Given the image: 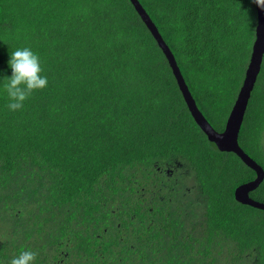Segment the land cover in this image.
<instances>
[{
  "label": "trees",
  "instance_id": "obj_1",
  "mask_svg": "<svg viewBox=\"0 0 264 264\" xmlns=\"http://www.w3.org/2000/svg\"><path fill=\"white\" fill-rule=\"evenodd\" d=\"M139 2L223 131L255 3ZM25 47L48 84L10 111L8 61ZM238 140L264 169V60ZM255 177L195 121L132 0H0V264L24 250L34 264H264V210L236 196ZM251 197L264 203V180Z\"/></svg>",
  "mask_w": 264,
  "mask_h": 264
},
{
  "label": "water",
  "instance_id": "obj_2",
  "mask_svg": "<svg viewBox=\"0 0 264 264\" xmlns=\"http://www.w3.org/2000/svg\"><path fill=\"white\" fill-rule=\"evenodd\" d=\"M136 6V9L146 22L154 34L157 42L161 45L163 51L168 57L169 63L173 69V72L178 80L180 89L183 93L184 99L188 104L191 113L201 127V129L207 134V136L214 142V144L228 151L235 152L248 166H250L256 172V177L253 180L240 184L236 189V196L244 203L253 205L264 210V203L259 202L250 196V192L256 190L264 180V169L257 161L251 157L239 144V132L244 121L246 109L251 98L252 91L254 89L257 77L260 73L263 57H264V9H261L256 4L257 11V29L256 38L254 42L253 52L251 55L250 63L245 73L239 94L233 106V109L227 120L226 127L223 131L216 130L212 124L205 117L203 112L199 109L192 92L186 83L182 70L173 54L170 46L165 41L159 28L152 20L150 14L139 2V0H132Z\"/></svg>",
  "mask_w": 264,
  "mask_h": 264
},
{
  "label": "clouds",
  "instance_id": "obj_3",
  "mask_svg": "<svg viewBox=\"0 0 264 264\" xmlns=\"http://www.w3.org/2000/svg\"><path fill=\"white\" fill-rule=\"evenodd\" d=\"M258 7L264 9V0H252ZM8 66L12 70L11 77L6 78L3 85L9 98L7 107L10 111L23 108L24 102L34 91L47 87L48 79L42 76L40 58L30 48L17 49L10 53ZM37 253L31 250L21 251L14 256L9 264H34Z\"/></svg>",
  "mask_w": 264,
  "mask_h": 264
},
{
  "label": "rangeland",
  "instance_id": "obj_4",
  "mask_svg": "<svg viewBox=\"0 0 264 264\" xmlns=\"http://www.w3.org/2000/svg\"><path fill=\"white\" fill-rule=\"evenodd\" d=\"M235 72V71H234ZM233 77V74H230L229 78ZM228 78V79H229ZM234 80V78H233ZM218 85H220V87L222 88H226L224 91H225V94L223 95V98H226V99H232L234 97V94H235V90L237 88V85H239V83H237L236 80H234V84L232 83H227L225 80L223 79H220L218 82ZM217 85V86H218ZM189 86V85H188ZM241 87V86H240ZM190 88V87H189ZM212 118L214 120H220L221 119V116L220 114H218L217 112L213 114ZM229 116L227 117V120H228Z\"/></svg>",
  "mask_w": 264,
  "mask_h": 264
},
{
  "label": "flooded vegetation",
  "instance_id": "obj_5",
  "mask_svg": "<svg viewBox=\"0 0 264 264\" xmlns=\"http://www.w3.org/2000/svg\"><path fill=\"white\" fill-rule=\"evenodd\" d=\"M263 60H264V57H263ZM263 63V62H262ZM262 67V66H261ZM261 71V70H260ZM252 95V94H251ZM251 99V98H250ZM249 102H250V100H249ZM249 105V104H248ZM248 108V107H247ZM247 110V109H246ZM246 114V113H245ZM206 117V116H205ZM207 118V117H206ZM226 126V125H225ZM225 129V128H224ZM255 176H256V172H255ZM244 183V182H243ZM241 184V183H240ZM254 191V190H253ZM253 191H251L249 194H250V196H251V193H253Z\"/></svg>",
  "mask_w": 264,
  "mask_h": 264
}]
</instances>
